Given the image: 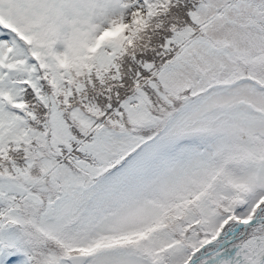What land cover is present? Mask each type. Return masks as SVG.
<instances>
[{
  "label": "snow or ice",
  "instance_id": "6c2138e0",
  "mask_svg": "<svg viewBox=\"0 0 264 264\" xmlns=\"http://www.w3.org/2000/svg\"><path fill=\"white\" fill-rule=\"evenodd\" d=\"M0 264H264V0H0Z\"/></svg>",
  "mask_w": 264,
  "mask_h": 264
}]
</instances>
